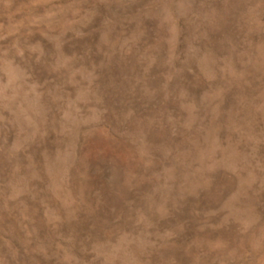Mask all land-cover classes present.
Listing matches in <instances>:
<instances>
[{"label":"rangeland","instance_id":"obj_1","mask_svg":"<svg viewBox=\"0 0 264 264\" xmlns=\"http://www.w3.org/2000/svg\"><path fill=\"white\" fill-rule=\"evenodd\" d=\"M0 264H264V0H0Z\"/></svg>","mask_w":264,"mask_h":264}]
</instances>
